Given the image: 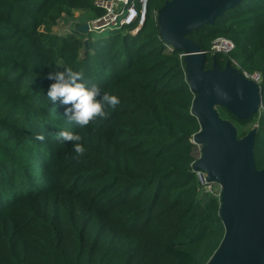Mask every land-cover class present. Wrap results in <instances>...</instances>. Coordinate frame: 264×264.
Returning a JSON list of instances; mask_svg holds the SVG:
<instances>
[{
    "label": "trees",
    "instance_id": "obj_1",
    "mask_svg": "<svg viewBox=\"0 0 264 264\" xmlns=\"http://www.w3.org/2000/svg\"><path fill=\"white\" fill-rule=\"evenodd\" d=\"M98 1L0 0V264H207L224 229L220 201L192 171L199 124L184 57L157 27L172 0H149L135 35L132 25L92 40L80 31L85 19L68 34L50 32L61 15L101 18ZM186 37L205 53V70L215 59L261 75L258 113L239 121L217 111L238 139L256 128L253 157L264 170V0H241ZM218 38L234 48L212 55ZM64 68L120 103L75 125L46 97L48 72ZM61 131L80 135L82 155Z\"/></svg>",
    "mask_w": 264,
    "mask_h": 264
},
{
    "label": "water",
    "instance_id": "obj_2",
    "mask_svg": "<svg viewBox=\"0 0 264 264\" xmlns=\"http://www.w3.org/2000/svg\"><path fill=\"white\" fill-rule=\"evenodd\" d=\"M241 0H172L156 15L159 35L184 57L186 82L194 96L191 115L199 124L192 143L199 150L193 172L222 187L219 218L224 236L207 264H264V170L255 167V131L242 139L234 125L219 117L218 108L244 121L261 109V87L228 64L220 69L186 36L233 9ZM87 25L80 31L87 33ZM139 31V30H138ZM137 31V32H138ZM88 50L87 40L83 42Z\"/></svg>",
    "mask_w": 264,
    "mask_h": 264
},
{
    "label": "clouds",
    "instance_id": "obj_3",
    "mask_svg": "<svg viewBox=\"0 0 264 264\" xmlns=\"http://www.w3.org/2000/svg\"><path fill=\"white\" fill-rule=\"evenodd\" d=\"M53 81L48 86L46 97L53 105L67 106L64 117L79 127L89 125L96 118L105 116V107L115 108L120 100L116 95L103 91L99 86L84 81L83 73L64 68L49 71L46 77ZM36 140L44 142L45 135L38 134ZM61 142L72 144L77 155L85 151L81 137L68 131L58 133Z\"/></svg>",
    "mask_w": 264,
    "mask_h": 264
},
{
    "label": "built area",
    "instance_id": "obj_4",
    "mask_svg": "<svg viewBox=\"0 0 264 264\" xmlns=\"http://www.w3.org/2000/svg\"><path fill=\"white\" fill-rule=\"evenodd\" d=\"M149 0H106L98 1L96 5L103 10L104 15L99 18L98 22L93 25L91 30L100 34L104 31H116L121 28L134 26L129 31L130 35H135L140 27L143 25L146 18V6ZM234 48L233 43L230 40L218 38L211 44L212 55L217 53L227 54ZM247 80L253 82L257 86H260L262 77L259 73L242 74ZM200 186L204 193L217 198L220 201L222 195V187L217 183H208L206 181V174L202 172H194Z\"/></svg>",
    "mask_w": 264,
    "mask_h": 264
},
{
    "label": "rangeland",
    "instance_id": "obj_5",
    "mask_svg": "<svg viewBox=\"0 0 264 264\" xmlns=\"http://www.w3.org/2000/svg\"><path fill=\"white\" fill-rule=\"evenodd\" d=\"M85 16H87V15L86 14L85 15L80 14V13H74V15H72V17L61 15L57 24L52 27L50 32L54 35L68 34L69 33L68 29H71V30L75 29V26L78 25V23H81L84 19L88 20L87 23L85 24L88 27L87 29H89V28L91 29L92 24L95 25L99 20V18L95 19L94 17L87 19ZM91 30H93V29H91ZM90 32L91 31H89V33L86 36L92 40H95L96 38L106 37L111 33V31H108V30L104 31L100 34H97L96 32H91V33ZM121 34H123V31H121ZM198 149L200 150V148H198Z\"/></svg>",
    "mask_w": 264,
    "mask_h": 264
},
{
    "label": "flooded vegetation",
    "instance_id": "obj_6",
    "mask_svg": "<svg viewBox=\"0 0 264 264\" xmlns=\"http://www.w3.org/2000/svg\"><path fill=\"white\" fill-rule=\"evenodd\" d=\"M215 60V59H212V61Z\"/></svg>",
    "mask_w": 264,
    "mask_h": 264
}]
</instances>
